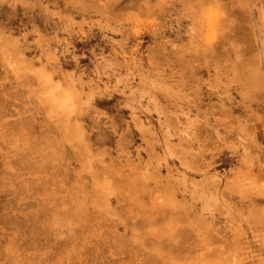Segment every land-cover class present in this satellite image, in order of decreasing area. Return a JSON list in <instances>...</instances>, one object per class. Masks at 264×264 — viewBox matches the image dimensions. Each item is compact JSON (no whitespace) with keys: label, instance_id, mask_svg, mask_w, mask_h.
Segmentation results:
<instances>
[{"label":"rangeland","instance_id":"rangeland-1","mask_svg":"<svg viewBox=\"0 0 264 264\" xmlns=\"http://www.w3.org/2000/svg\"><path fill=\"white\" fill-rule=\"evenodd\" d=\"M0 264H264V0H0Z\"/></svg>","mask_w":264,"mask_h":264}]
</instances>
